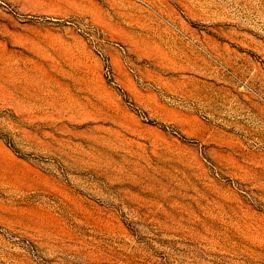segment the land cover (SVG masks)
I'll return each mask as SVG.
<instances>
[{
    "label": "rangeland",
    "instance_id": "374dc122",
    "mask_svg": "<svg viewBox=\"0 0 264 264\" xmlns=\"http://www.w3.org/2000/svg\"><path fill=\"white\" fill-rule=\"evenodd\" d=\"M0 264H264V0H0Z\"/></svg>",
    "mask_w": 264,
    "mask_h": 264
}]
</instances>
